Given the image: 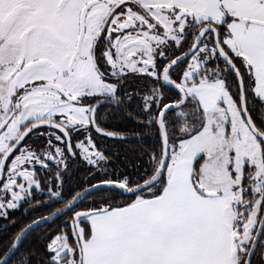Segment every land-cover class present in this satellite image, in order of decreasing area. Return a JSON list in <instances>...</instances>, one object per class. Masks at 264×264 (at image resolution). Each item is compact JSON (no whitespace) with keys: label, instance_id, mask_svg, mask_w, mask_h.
I'll return each instance as SVG.
<instances>
[{"label":"snow or ice","instance_id":"snow-or-ice-1","mask_svg":"<svg viewBox=\"0 0 264 264\" xmlns=\"http://www.w3.org/2000/svg\"><path fill=\"white\" fill-rule=\"evenodd\" d=\"M0 264H264V0H0Z\"/></svg>","mask_w":264,"mask_h":264}]
</instances>
